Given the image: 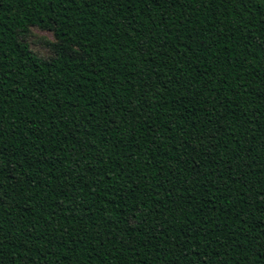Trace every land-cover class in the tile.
Wrapping results in <instances>:
<instances>
[{
	"label": "trees",
	"instance_id": "16d2710c",
	"mask_svg": "<svg viewBox=\"0 0 264 264\" xmlns=\"http://www.w3.org/2000/svg\"><path fill=\"white\" fill-rule=\"evenodd\" d=\"M0 264H264V0H0Z\"/></svg>",
	"mask_w": 264,
	"mask_h": 264
},
{
	"label": "rangeland",
	"instance_id": "374dc122",
	"mask_svg": "<svg viewBox=\"0 0 264 264\" xmlns=\"http://www.w3.org/2000/svg\"><path fill=\"white\" fill-rule=\"evenodd\" d=\"M23 40L38 56L44 59H49L54 55L52 44L55 42V38L49 31L33 27Z\"/></svg>",
	"mask_w": 264,
	"mask_h": 264
}]
</instances>
